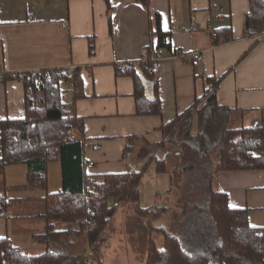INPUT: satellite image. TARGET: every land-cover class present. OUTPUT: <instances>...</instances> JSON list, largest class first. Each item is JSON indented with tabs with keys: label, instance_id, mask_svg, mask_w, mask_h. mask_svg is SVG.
I'll list each match as a JSON object with an SVG mask.
<instances>
[{
	"label": "crops",
	"instance_id": "obj_1",
	"mask_svg": "<svg viewBox=\"0 0 264 264\" xmlns=\"http://www.w3.org/2000/svg\"><path fill=\"white\" fill-rule=\"evenodd\" d=\"M248 7L249 0H149L148 6L140 0H0V76L4 78L0 125L25 115L26 91L13 76L79 69L85 97L76 99L66 86L61 98L82 119V128L73 137L84 142V159L87 165L93 164L86 167L89 174H121L128 162L139 164L140 150L161 141L160 127L202 95L208 77L222 76L215 95L219 106L231 110L228 128L264 127V35L246 34ZM156 16L170 47L160 52H197L201 60L181 64L165 59L154 71L162 113L137 116L132 77L116 76L115 70L125 65L138 70L148 58L147 47L156 51ZM218 30H227L230 39L216 43L212 34ZM196 133L194 115L192 134ZM128 136L140 140L124 162ZM178 161L172 154L168 171ZM27 174L24 164L9 165L0 174V194L10 200L0 216V238H9L25 254L36 256L47 249L33 237L46 231L43 198L61 189V165L57 161L47 165L46 190L27 187ZM211 188L226 194L230 208L247 209L250 226L264 229V168L217 172ZM170 190V174L158 173L152 162L139 184V206L149 208L163 199L169 202ZM72 223L56 221L54 231L66 232L76 227ZM119 230L114 229L108 238L103 264L112 245L118 248L122 242ZM111 261L122 262L117 254Z\"/></svg>",
	"mask_w": 264,
	"mask_h": 264
},
{
	"label": "trees",
	"instance_id": "obj_2",
	"mask_svg": "<svg viewBox=\"0 0 264 264\" xmlns=\"http://www.w3.org/2000/svg\"><path fill=\"white\" fill-rule=\"evenodd\" d=\"M140 1L145 6L149 4V0ZM155 21V50L169 49L158 16ZM245 29L249 36L264 29V0H249ZM227 32H214L215 42L220 38L228 41ZM89 51L92 54V45ZM153 53L148 46V59ZM137 67L138 70L128 65L117 67L116 76L132 77L137 116L161 115L154 70L149 62ZM13 77L23 82L26 91L25 115L1 122L0 174L9 165L24 164L28 168L27 187L46 190V167L57 161L61 165L62 187L43 198L46 231L33 240L47 245L45 252L30 256L13 246L9 238H0V264H103L106 228L117 211L126 207H131L147 228L145 264H264V229L250 226L247 209L230 208L226 194L211 188L217 172L264 168V127L258 124L228 128L231 110L219 106L215 95L222 76L204 79L202 95L160 127L161 141L140 150L139 164L128 162V157L140 138L128 136L122 154V160L128 162L127 171L102 175L87 172L84 142L73 137L74 131L82 128V119L61 98L69 83L76 99L85 97L80 70H41L23 79ZM194 115L196 135L192 134ZM172 154L179 163L174 171H168L167 160ZM152 162L158 173L170 174L168 196L174 199L173 207L164 201H156L149 208L139 206V184ZM89 186L94 190L90 191ZM9 204L5 194H0V216ZM77 218L87 222L66 232L54 231L56 221L68 223ZM155 234L162 236L161 247L152 238ZM74 236L86 238L87 256L86 252H73L69 237ZM59 240L67 243L58 244Z\"/></svg>",
	"mask_w": 264,
	"mask_h": 264
},
{
	"label": "rangeland",
	"instance_id": "obj_3",
	"mask_svg": "<svg viewBox=\"0 0 264 264\" xmlns=\"http://www.w3.org/2000/svg\"><path fill=\"white\" fill-rule=\"evenodd\" d=\"M174 170L175 169H173L172 171ZM164 202H166V200ZM167 204L169 205V207H173L175 205L173 197L169 202H167ZM165 222L167 224L169 222V218L165 219ZM160 223L161 221L156 223L155 225L159 227ZM166 226L169 228L168 225ZM114 229H120V239L122 240V242L120 243L118 248L115 244L112 245V251H110L111 253H108L109 258L106 260V264L115 263V261H111L115 254L120 256L122 260L121 264H145L148 251L149 234L147 232L146 226L144 225V222L133 214L131 207L120 208L108 224L105 232V237L107 238V247L109 246L108 238H112ZM152 238L155 241L156 245L158 247H161L162 236L159 234H155L152 236ZM69 239L75 242L73 244L74 247H77L75 251H73L75 254H80L82 252H86V256L89 254V251L87 249V241L84 236H74V238L69 237ZM105 250L103 251L104 255Z\"/></svg>",
	"mask_w": 264,
	"mask_h": 264
},
{
	"label": "built area",
	"instance_id": "obj_4",
	"mask_svg": "<svg viewBox=\"0 0 264 264\" xmlns=\"http://www.w3.org/2000/svg\"><path fill=\"white\" fill-rule=\"evenodd\" d=\"M247 34V32H246ZM248 35V34H247ZM264 35V29L262 31L257 32L254 36H262ZM249 36V35H248ZM165 59H177L179 61V63L181 64H185L187 62H189V59H191V61L193 62H199L201 60V54L200 53H183L180 51L177 52H167V53H163L160 51H155L153 53V55L148 59L144 60V62H149L151 64V69L152 70H157L162 66V63ZM28 74L26 72L20 73L18 74V76L20 77V79H23L25 77V75ZM31 74H38V72H31ZM3 76H0V81H4L3 80ZM35 81L37 82V78H35ZM68 88L72 89L73 85L72 83L68 84ZM93 164L89 163L87 165V168L90 169L92 168ZM90 191L94 190L93 186H89L88 187ZM88 211V209H87ZM82 221L87 222V219H80L77 218L76 220L73 221V225L78 226Z\"/></svg>",
	"mask_w": 264,
	"mask_h": 264
}]
</instances>
